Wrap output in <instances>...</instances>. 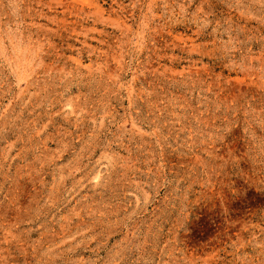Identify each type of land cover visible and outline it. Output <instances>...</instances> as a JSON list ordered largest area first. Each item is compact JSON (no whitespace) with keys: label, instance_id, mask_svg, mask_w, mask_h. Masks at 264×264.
I'll return each mask as SVG.
<instances>
[{"label":"rangeland","instance_id":"obj_1","mask_svg":"<svg viewBox=\"0 0 264 264\" xmlns=\"http://www.w3.org/2000/svg\"><path fill=\"white\" fill-rule=\"evenodd\" d=\"M0 264H264V0H0Z\"/></svg>","mask_w":264,"mask_h":264}]
</instances>
